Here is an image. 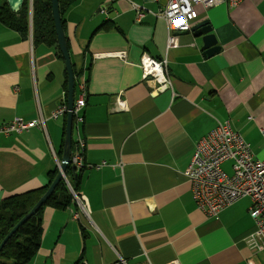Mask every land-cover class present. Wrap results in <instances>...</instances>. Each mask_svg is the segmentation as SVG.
I'll list each match as a JSON object with an SVG mask.
<instances>
[{"label":"crops","instance_id":"0c3cea01","mask_svg":"<svg viewBox=\"0 0 264 264\" xmlns=\"http://www.w3.org/2000/svg\"><path fill=\"white\" fill-rule=\"evenodd\" d=\"M170 1L77 0L65 13L75 101L82 82L87 88L73 135L85 142L77 188L89 216L73 202L46 208L29 264H264V251L246 244L256 229L251 200L208 217L186 175L197 143L226 122L264 159V0L196 7L193 26L208 21L220 47L210 58L191 31L167 50L160 11ZM145 54L168 61L172 87L163 94L143 78ZM57 55L0 22V125L45 119V129L0 134V201L47 188L60 172L67 115L52 113L68 106V86Z\"/></svg>","mask_w":264,"mask_h":264},{"label":"built area","instance_id":"2783aa9c","mask_svg":"<svg viewBox=\"0 0 264 264\" xmlns=\"http://www.w3.org/2000/svg\"><path fill=\"white\" fill-rule=\"evenodd\" d=\"M244 0H171L166 8L160 11L169 30L167 50L180 47L179 35L190 32L197 18L196 7L208 10L219 5L229 8L238 7ZM138 20L142 17V8L134 6ZM105 10H102L104 12ZM141 70L144 80L152 87L153 92L163 94L172 87L166 59H155L145 54L141 59ZM86 84L81 83L80 94L74 103L73 114L78 115L86 103ZM67 104L59 105L52 113V119L66 116ZM33 128L45 129V119L25 122L14 118L9 123L0 125V134L6 136L20 135ZM70 151V166L77 171L86 167L84 160L85 142L77 134L73 135ZM78 132V130H75ZM232 163L231 173L224 165ZM61 167V163L59 164ZM97 169L100 167L97 166ZM192 185V195L198 208L208 217H217L227 207L243 198H249L251 214L256 224L255 232L246 238L250 252L255 255L264 251V159L255 156L251 145L232 129L229 122L219 124L196 145L194 156L186 171ZM73 197V204L89 216L86 201L71 186L65 174L64 179ZM78 218V211L74 212ZM177 264V263H174Z\"/></svg>","mask_w":264,"mask_h":264},{"label":"trees","instance_id":"16d2710c","mask_svg":"<svg viewBox=\"0 0 264 264\" xmlns=\"http://www.w3.org/2000/svg\"><path fill=\"white\" fill-rule=\"evenodd\" d=\"M76 1L77 0H59L61 22L64 32L66 29L64 15ZM0 22L25 38L30 36L31 32L34 46L44 45L48 48L56 49L55 44L58 42V38L51 0H24L23 6L18 13L12 12L7 1H5L0 5ZM66 41L68 45V40L66 39ZM57 56L64 61L61 54L58 53ZM73 71L74 75H76L74 66ZM67 86L68 76L66 91ZM58 174L59 171L57 170L51 175L50 186ZM80 176V172L72 166L68 167L66 177L77 194V184L79 183ZM50 186L0 201V244L21 219L29 214ZM72 200V194L65 181L62 180L48 201L33 217L23 224L5 244L0 253V264H29L42 244L44 234L43 215L45 209L48 207L66 209L71 205Z\"/></svg>","mask_w":264,"mask_h":264},{"label":"water","instance_id":"95a60500","mask_svg":"<svg viewBox=\"0 0 264 264\" xmlns=\"http://www.w3.org/2000/svg\"><path fill=\"white\" fill-rule=\"evenodd\" d=\"M52 9H53V17L57 32L58 42L55 44L56 53L61 54L64 61L65 67L67 70L68 76V113L66 119V131H65V146H64V154L61 160L60 172L46 191V193L40 198V200L36 203L33 209L26 215L21 221L9 232V234L5 237V239L0 244V253L3 250L5 244L8 240L18 231V229L25 224L31 217H33L39 209L48 201V199L53 195L58 184L65 179V174L67 172L68 167L70 166V151L72 147V129H73V109L75 102V75L73 71L72 61L70 58V53L65 37V32L63 30L60 8H59V0H51ZM9 8L12 12L18 13L24 3V0H7ZM191 32L194 33L195 37H202L203 39V56L205 58H210L214 56L216 53L220 51V47L217 45V39L214 34H212V27L209 25L208 21H202L195 26L192 27ZM74 168V167H73ZM75 169V168H74Z\"/></svg>","mask_w":264,"mask_h":264},{"label":"rangeland","instance_id":"374dc122","mask_svg":"<svg viewBox=\"0 0 264 264\" xmlns=\"http://www.w3.org/2000/svg\"><path fill=\"white\" fill-rule=\"evenodd\" d=\"M225 170L228 172V173H231V168L230 169H226Z\"/></svg>","mask_w":264,"mask_h":264}]
</instances>
